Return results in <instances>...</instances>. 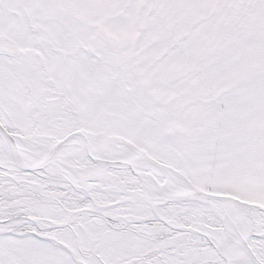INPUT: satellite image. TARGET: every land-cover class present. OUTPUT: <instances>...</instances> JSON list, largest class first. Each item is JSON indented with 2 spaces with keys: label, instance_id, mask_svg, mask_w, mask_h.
I'll list each match as a JSON object with an SVG mask.
<instances>
[{
  "label": "snow or ice",
  "instance_id": "6c2138e0",
  "mask_svg": "<svg viewBox=\"0 0 264 264\" xmlns=\"http://www.w3.org/2000/svg\"><path fill=\"white\" fill-rule=\"evenodd\" d=\"M0 264H264V0H0Z\"/></svg>",
  "mask_w": 264,
  "mask_h": 264
}]
</instances>
